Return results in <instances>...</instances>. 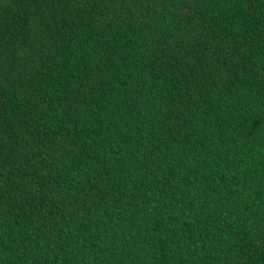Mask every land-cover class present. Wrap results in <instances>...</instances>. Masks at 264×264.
I'll list each match as a JSON object with an SVG mask.
<instances>
[{
    "label": "trees",
    "instance_id": "16d2710c",
    "mask_svg": "<svg viewBox=\"0 0 264 264\" xmlns=\"http://www.w3.org/2000/svg\"><path fill=\"white\" fill-rule=\"evenodd\" d=\"M0 264H264V0H0Z\"/></svg>",
    "mask_w": 264,
    "mask_h": 264
}]
</instances>
